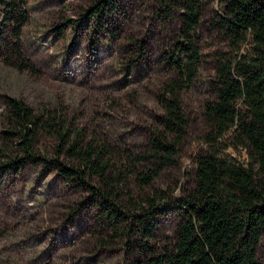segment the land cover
Returning a JSON list of instances; mask_svg holds the SVG:
<instances>
[{
  "label": "rangeland",
  "instance_id": "rangeland-1",
  "mask_svg": "<svg viewBox=\"0 0 264 264\" xmlns=\"http://www.w3.org/2000/svg\"><path fill=\"white\" fill-rule=\"evenodd\" d=\"M96 1L27 0L30 19L21 43L39 72L20 71L0 58V264H137L145 258V241L155 250L169 249L174 242L185 209L177 199L194 187L195 157L206 130L204 106L215 97L216 52L229 51L213 22L221 11L219 0H206L196 29L202 61L181 93L188 129L175 163L149 185L136 172L128 175L129 194L122 204L131 216L121 233L90 190L66 180L45 161L56 157L53 136L38 139L43 160L8 163L10 156L21 155L7 118L8 97H16L35 112L56 108L89 135L118 147L113 160L117 171L153 166L148 160H129L126 153H144L163 126L159 95L176 75L168 59L181 40L178 5L183 0H115L116 6L103 8L100 15L86 13ZM228 151L239 161L250 159L240 147ZM155 191H165L170 204L155 219L154 238L144 239L132 215L142 214L136 205ZM258 257L264 264V236Z\"/></svg>",
  "mask_w": 264,
  "mask_h": 264
},
{
  "label": "trees",
  "instance_id": "trees-1",
  "mask_svg": "<svg viewBox=\"0 0 264 264\" xmlns=\"http://www.w3.org/2000/svg\"><path fill=\"white\" fill-rule=\"evenodd\" d=\"M206 0H183V28L176 54L168 65L176 72L164 85L159 101L163 107L162 128L150 138L147 150L129 160H148L144 171L134 166L117 171L114 158L119 148L89 135L56 108L35 112L23 100L8 97L7 118L11 135L17 136L21 155L8 163L19 166L40 161L36 144L40 135L55 138L56 157L45 159L59 173L92 192V199L105 208V216L121 233L129 220L122 204L128 175L136 172L142 184H150L168 165L175 163L179 146L187 134L188 119L181 93L193 82L202 61L196 29ZM213 22L229 44V51L215 56V97L205 103L206 130L203 148L195 157L194 187L178 198L184 206L182 220L169 249L155 250L145 241V258L137 264H261L258 248L264 236V0H219ZM115 0H97L86 13L101 14L115 7ZM30 19L27 0H0V58L20 71L38 73L22 48L23 28ZM231 142V143H230ZM244 149L245 163L228 151ZM60 156L68 162L61 161ZM96 180L99 185L92 182ZM132 198V196H129ZM165 191L143 197L133 214L144 239L154 238V223L169 205ZM127 211V212H126ZM131 216V215H129ZM131 228H127V231ZM2 233L0 231V237Z\"/></svg>",
  "mask_w": 264,
  "mask_h": 264
}]
</instances>
